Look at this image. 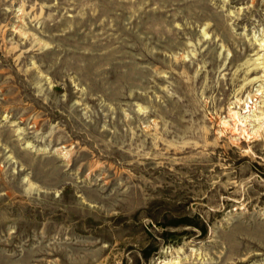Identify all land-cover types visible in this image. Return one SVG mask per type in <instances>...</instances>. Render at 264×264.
Returning <instances> with one entry per match:
<instances>
[{"label":"rangeland","instance_id":"rangeland-1","mask_svg":"<svg viewBox=\"0 0 264 264\" xmlns=\"http://www.w3.org/2000/svg\"><path fill=\"white\" fill-rule=\"evenodd\" d=\"M263 119L264 0H0V264H264Z\"/></svg>","mask_w":264,"mask_h":264},{"label":"bare ground","instance_id":"bare-ground-1","mask_svg":"<svg viewBox=\"0 0 264 264\" xmlns=\"http://www.w3.org/2000/svg\"><path fill=\"white\" fill-rule=\"evenodd\" d=\"M250 108V107H249ZM248 111H250V109L248 110ZM248 111H246V112H248ZM260 118V117H259ZM264 120V119H263ZM259 129H257V130H254V132H256V131H258ZM260 131V130H259ZM177 263V262H176ZM173 264V263H172Z\"/></svg>","mask_w":264,"mask_h":264}]
</instances>
